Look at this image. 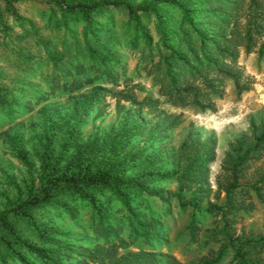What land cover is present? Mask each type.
<instances>
[{"label": "rangeland", "instance_id": "rangeland-1", "mask_svg": "<svg viewBox=\"0 0 264 264\" xmlns=\"http://www.w3.org/2000/svg\"><path fill=\"white\" fill-rule=\"evenodd\" d=\"M236 1L237 6L232 12L233 24L227 28V34L233 37L232 44L237 46L236 72L243 91L239 92L234 81L227 79L223 93L214 99V110L205 111L193 105L177 107L162 97L159 86L149 74L148 63L142 60V50L148 47L149 39L153 44L160 41L158 23L153 16L148 19L143 17L150 37L147 40L137 36L133 24H129L128 11H146L151 8L153 0H125L124 9L97 14L95 30L87 32L88 35L84 18H68L67 24H63L59 22V11L46 2L16 0L14 7L20 18L16 20L5 13L7 3L0 1V12L7 24L5 29L0 25V72L2 83L11 89L13 97L8 108L0 109V213L6 211L9 200L18 198L10 179L24 185L23 181L28 178L27 169L16 157L18 148L25 149L39 169L38 153L43 144L50 145L59 153L69 138L74 139L77 125L78 137L74 139L77 144L65 161L74 154L79 143L103 138L110 132L116 134L129 119L151 122L156 126L158 118L164 114L180 116L182 122L178 128L139 138L127 147V151L138 145L147 146L149 154L167 155L179 149L189 131L203 138H214L217 146L216 160L209 177L211 190L198 207L190 208L183 206L174 196L178 193L176 178L150 183L149 189L154 196L144 195L142 208L162 220L163 235L148 244L141 241L131 243L126 230L122 235L125 247L121 253L155 251L174 255L183 264H212L223 248L222 259L215 264H238L224 233L227 226L234 239L256 241L248 249L247 264H264V241H258L264 237V183L259 184L263 200L252 188L264 176V155L261 160L245 167L233 205L229 208L225 206L224 189L228 175L223 171V161L229 145L242 135L250 134L253 122L264 120V53L260 54L261 47H264V0L255 3L252 0ZM169 18L175 24H168L167 28L180 25L181 17L177 12L169 13ZM250 26L256 32L253 31V50L247 52L245 32ZM87 36L93 46L99 49L103 46L117 55L118 64L110 61L117 75L118 87L115 91L130 89L140 102L146 98L159 100V111L164 114L149 113L147 117L134 112V107L125 100L121 101V105L127 110L119 113L117 99L107 93L116 86L106 75H97V78L96 74L88 71L91 60L85 50ZM78 63L86 67L84 74H77L75 67ZM72 75L82 80V88L66 87L72 84ZM56 77L60 80V88L51 93L50 83ZM87 79H93V82L87 83ZM159 165L167 170L174 168L168 158ZM129 175L134 176L135 172ZM191 195V191L183 194L185 203L190 202ZM162 199H168L170 203L167 205ZM111 205V214L120 220V213H115L118 205ZM210 205L225 208L226 218L220 210L209 212ZM75 210L77 220L66 214L55 215L54 210L40 211L41 222L57 233L55 237L62 238L65 245L73 248L72 258L64 256L60 264L75 263V255L79 252L83 254L79 247L96 245L89 206H78ZM194 216L200 225L195 242L189 235V225ZM9 264L23 263L15 261ZM28 264L43 263L38 258L28 257ZM89 264L92 262L89 261Z\"/></svg>", "mask_w": 264, "mask_h": 264}, {"label": "trees", "instance_id": "trees-1", "mask_svg": "<svg viewBox=\"0 0 264 264\" xmlns=\"http://www.w3.org/2000/svg\"><path fill=\"white\" fill-rule=\"evenodd\" d=\"M0 1L7 3V15L20 19L14 7L16 0ZM40 1L55 7L61 16L59 22L63 24H67L68 18H84L87 35V32L95 30L94 19L97 14L125 7V0ZM256 1L252 0V3ZM236 6V0H153L151 8L146 11H128L129 24H133L137 36L146 39L150 37L143 17L148 19L153 16L157 20L160 41L153 44L149 39L148 47L142 50V60L148 63L149 74L159 86L160 95L173 105H193L203 111L214 110V99L223 93L227 79L234 81L239 92L243 91L236 72L237 46L232 44L233 37L227 34V28L233 24L232 12ZM173 11L181 17V23L177 27L170 25L167 28L168 24H175L169 18V13ZM0 17V25L5 29L7 24L2 12ZM253 31L256 32V29L250 26L245 32L247 52L253 50ZM86 44L85 50L91 60L88 71L96 76L106 75L116 86L105 92L117 99L119 113L127 110L121 105V101L125 100L134 107V112L147 117L149 113L164 114L159 111V100L146 98L140 102L130 89L115 91L118 87L117 75L110 61L114 60L118 64L117 55L103 46L102 49L93 46L88 36ZM263 53L264 47H261L260 54ZM85 68L82 63H78L75 70L77 74H84ZM72 78L70 85L65 81L66 87H83L81 79L76 75H72ZM86 81L92 83L93 79ZM50 86L51 93H55L60 88L59 78L56 77ZM12 99L11 89L2 83L0 72V109L8 108ZM158 120L159 123L154 126L151 122L129 119L116 134L110 132L103 138L96 137L86 143H79L74 154L65 161L72 147L77 144L74 140L78 137L77 125L73 132L74 139L69 138L59 153L50 145L43 144L38 153L39 169L28 152L18 148L16 157L27 169L28 178L23 181L24 185L10 179L18 192V198L9 200L6 211L0 213V264L15 261L28 264V257L38 258L43 264H60L64 256L71 259L73 248L65 245L62 238L55 237L57 233L43 224L39 215L41 210L47 209L54 210L55 215L66 214L77 220L75 209L78 206H89L96 245L79 247L83 254L77 253L73 264H89V261L92 264H183L174 255L155 251L121 253L125 247L122 235L126 230L131 243L141 241L148 244L163 235L162 220L154 218L152 213L142 208L144 195L154 196L149 189L150 183L176 178L178 193L174 196L183 206L190 208L198 207L211 190L209 177L211 166L216 160L217 146L214 138H203L189 131L179 149L167 155L149 154L146 152L147 146L138 145L127 151L133 141L176 129L182 122L180 116L168 114L160 116ZM263 155L264 120H261L259 123L253 122L250 134L242 135L232 142L225 154L223 171L228 175L224 189L226 208L233 205L234 194L240 188L239 179L245 167L261 160ZM166 158L174 168L167 170L159 165ZM132 171L135 172L134 176L129 175ZM261 183H264V176L252 188L263 200L259 187ZM187 191H191L192 195L190 202L185 203L183 194ZM162 201L167 205L170 203L168 199ZM112 203L118 205L115 213H120V220L111 214ZM214 209L222 211L223 218H226L225 208L210 205L208 211ZM199 231L200 225L194 216L189 225L193 242L197 240ZM224 233L234 251V260L238 264H247L250 255L248 249L256 241L234 239L227 226L224 227ZM258 241H264V237ZM224 251L223 248L220 250L212 264L222 259ZM83 255L85 257L81 259Z\"/></svg>", "mask_w": 264, "mask_h": 264}]
</instances>
